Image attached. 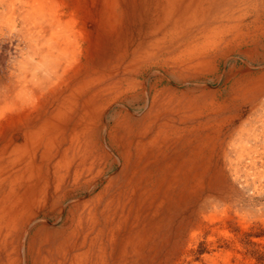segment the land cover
<instances>
[{
    "label": "bare ground",
    "instance_id": "1",
    "mask_svg": "<svg viewBox=\"0 0 264 264\" xmlns=\"http://www.w3.org/2000/svg\"><path fill=\"white\" fill-rule=\"evenodd\" d=\"M1 35L0 264H180L228 235L216 198L247 157L264 178V0H0Z\"/></svg>",
    "mask_w": 264,
    "mask_h": 264
},
{
    "label": "rangeland",
    "instance_id": "2",
    "mask_svg": "<svg viewBox=\"0 0 264 264\" xmlns=\"http://www.w3.org/2000/svg\"><path fill=\"white\" fill-rule=\"evenodd\" d=\"M3 38V35H1L0 68H3L7 63L10 64V60L17 54L16 42L8 43V39ZM259 55L264 57V46L259 49ZM230 63H232V60L228 64ZM223 66L224 63L220 65V68H223ZM1 73L0 97L6 89L10 88V84L7 85L10 81L7 82ZM9 79L11 80V78ZM262 157V162L257 161L259 166H264V151ZM246 161L249 162L248 157L245 158L244 165L238 170L235 180L231 179L232 187L228 192L229 194H227L228 196H219L215 200L218 210L228 206V210L232 215V219L229 220L226 227L228 235H225V232H216L211 239L208 238L210 232L206 231L191 244L195 248L194 259L186 260L185 258L181 262L179 261L180 264H206L204 255L212 253H221L216 257L215 264H264V178L254 179L251 174L255 168L252 164L250 166L246 165ZM246 169H249L248 175H245ZM223 199L225 200L223 201ZM209 205L207 201L203 200L199 208L209 211L210 209L203 208V206L209 207ZM240 217H243V219ZM185 239L186 236L184 235L182 240L184 244L187 242ZM184 244L180 242L181 247ZM194 244L196 245L193 246ZM175 254L179 256L178 251ZM225 254L229 255L228 260H224Z\"/></svg>",
    "mask_w": 264,
    "mask_h": 264
}]
</instances>
